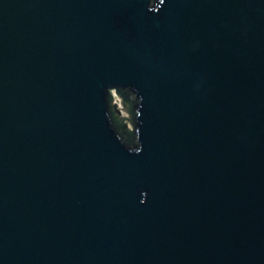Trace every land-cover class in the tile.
<instances>
[{
  "label": "water",
  "instance_id": "obj_1",
  "mask_svg": "<svg viewBox=\"0 0 264 264\" xmlns=\"http://www.w3.org/2000/svg\"><path fill=\"white\" fill-rule=\"evenodd\" d=\"M0 264H264V0H0Z\"/></svg>",
  "mask_w": 264,
  "mask_h": 264
},
{
  "label": "trees",
  "instance_id": "obj_2",
  "mask_svg": "<svg viewBox=\"0 0 264 264\" xmlns=\"http://www.w3.org/2000/svg\"><path fill=\"white\" fill-rule=\"evenodd\" d=\"M113 120L115 121L116 124H121L120 123V119L118 118V116L116 114L113 113ZM127 139L129 141H132L134 139V132L133 130H128V134H127Z\"/></svg>",
  "mask_w": 264,
  "mask_h": 264
}]
</instances>
